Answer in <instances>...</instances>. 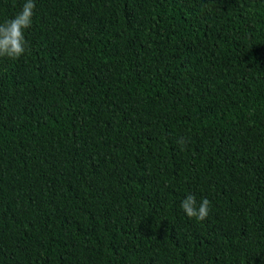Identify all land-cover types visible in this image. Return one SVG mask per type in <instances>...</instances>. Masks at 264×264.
<instances>
[{"label": "trees", "instance_id": "trees-1", "mask_svg": "<svg viewBox=\"0 0 264 264\" xmlns=\"http://www.w3.org/2000/svg\"><path fill=\"white\" fill-rule=\"evenodd\" d=\"M26 39L0 59V264H264V0H37Z\"/></svg>", "mask_w": 264, "mask_h": 264}, {"label": "clouds", "instance_id": "clouds-1", "mask_svg": "<svg viewBox=\"0 0 264 264\" xmlns=\"http://www.w3.org/2000/svg\"><path fill=\"white\" fill-rule=\"evenodd\" d=\"M37 0H23L21 9L11 18L0 22V59H19L28 51L26 33L32 28L36 16ZM181 145L186 141L181 139ZM211 201L194 194H187L180 202V208L189 219L198 222L206 220Z\"/></svg>", "mask_w": 264, "mask_h": 264}]
</instances>
